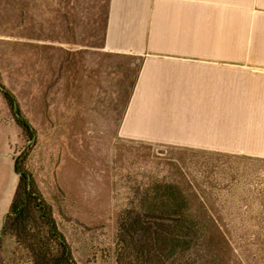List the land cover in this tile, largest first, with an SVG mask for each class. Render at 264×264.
I'll list each match as a JSON object with an SVG mask.
<instances>
[{
	"label": "crops",
	"instance_id": "0c3cea01",
	"mask_svg": "<svg viewBox=\"0 0 264 264\" xmlns=\"http://www.w3.org/2000/svg\"><path fill=\"white\" fill-rule=\"evenodd\" d=\"M86 17L59 115L74 112L82 151L130 142L264 166V0H92Z\"/></svg>",
	"mask_w": 264,
	"mask_h": 264
},
{
	"label": "rangeland",
	"instance_id": "374dc122",
	"mask_svg": "<svg viewBox=\"0 0 264 264\" xmlns=\"http://www.w3.org/2000/svg\"><path fill=\"white\" fill-rule=\"evenodd\" d=\"M91 3L92 0H0L2 83L36 130L37 145L31 158L43 196L50 199L61 188L63 196L75 204L73 209L67 206L64 218L54 216L75 260L79 264H116L113 210L126 199L130 182L155 173L168 175L185 188L206 239L213 241L224 263L264 264L263 165L236 160L228 154L171 151L130 142L86 145L90 151H82V146L70 140L69 122L74 112L59 115L68 94L73 104L77 98L75 79L81 60L72 39L77 33L83 39ZM63 43L70 45L73 52L66 48V60L58 72L53 63L59 59ZM44 56L48 58L47 65ZM62 77L66 84L73 78L70 87L65 86L63 98L58 94L60 90L52 89ZM46 104L51 108V123L43 114ZM29 144L0 91L2 264H30L15 236L2 234L19 182L14 161Z\"/></svg>",
	"mask_w": 264,
	"mask_h": 264
},
{
	"label": "trees",
	"instance_id": "16d2710c",
	"mask_svg": "<svg viewBox=\"0 0 264 264\" xmlns=\"http://www.w3.org/2000/svg\"><path fill=\"white\" fill-rule=\"evenodd\" d=\"M69 35L71 38V29ZM0 91L30 143L16 160L20 177L2 234L15 236L30 264H79L54 218H64L67 206L73 209L75 204L61 189L50 199L43 196L31 158L37 145L36 130L16 97L3 85L1 73ZM44 117L51 123L47 105ZM126 193V199L112 213L116 264H226L213 241L206 239L191 197L173 178L147 173L130 182Z\"/></svg>",
	"mask_w": 264,
	"mask_h": 264
},
{
	"label": "water",
	"instance_id": "95a60500",
	"mask_svg": "<svg viewBox=\"0 0 264 264\" xmlns=\"http://www.w3.org/2000/svg\"><path fill=\"white\" fill-rule=\"evenodd\" d=\"M18 157H19V156H17V157L15 158V161H14V172L18 175V177H20V174H18V173L16 172V170H15L16 160H17ZM5 217H6V216H5ZM4 221H5V218H4ZM3 226H4V222H3ZM2 229H3V227H2Z\"/></svg>",
	"mask_w": 264,
	"mask_h": 264
}]
</instances>
